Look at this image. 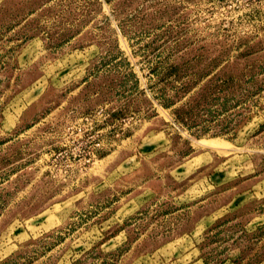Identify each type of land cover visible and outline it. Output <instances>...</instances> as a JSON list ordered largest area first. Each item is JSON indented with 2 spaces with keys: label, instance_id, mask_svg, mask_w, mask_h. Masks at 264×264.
<instances>
[{
  "label": "rangeland",
  "instance_id": "1",
  "mask_svg": "<svg viewBox=\"0 0 264 264\" xmlns=\"http://www.w3.org/2000/svg\"><path fill=\"white\" fill-rule=\"evenodd\" d=\"M0 264H264V0H0Z\"/></svg>",
  "mask_w": 264,
  "mask_h": 264
}]
</instances>
